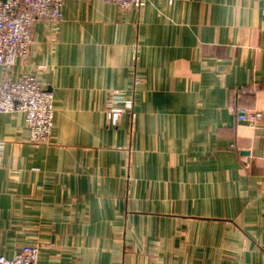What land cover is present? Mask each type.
I'll use <instances>...</instances> for the list:
<instances>
[{"label":"crops","instance_id":"0c3cea01","mask_svg":"<svg viewBox=\"0 0 264 264\" xmlns=\"http://www.w3.org/2000/svg\"><path fill=\"white\" fill-rule=\"evenodd\" d=\"M36 70L53 126L32 145L23 113L0 112V254L264 264V0H66L13 74ZM110 89L134 101L113 126ZM234 102L261 119L238 121Z\"/></svg>","mask_w":264,"mask_h":264},{"label":"built area","instance_id":"2783aa9c","mask_svg":"<svg viewBox=\"0 0 264 264\" xmlns=\"http://www.w3.org/2000/svg\"><path fill=\"white\" fill-rule=\"evenodd\" d=\"M66 0H0V112H19L24 115L32 145L49 143L54 115V94L40 79V70L13 74L17 61H27L31 53L32 25L41 21L55 38L62 21V7ZM113 2L123 10H139L145 0H102ZM40 69V68H39ZM104 113L113 126L124 112H131L133 97L124 89H110ZM238 121L250 126L261 119L260 111H251L232 104ZM0 142V154L2 152ZM37 243L21 244L13 256L0 254V264H42L38 260Z\"/></svg>","mask_w":264,"mask_h":264}]
</instances>
